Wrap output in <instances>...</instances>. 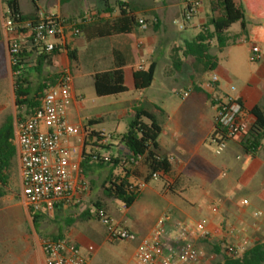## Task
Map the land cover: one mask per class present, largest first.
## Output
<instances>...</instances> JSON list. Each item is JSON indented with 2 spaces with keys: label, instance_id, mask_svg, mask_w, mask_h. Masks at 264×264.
Here are the masks:
<instances>
[{
  "label": "crops",
  "instance_id": "crops-1",
  "mask_svg": "<svg viewBox=\"0 0 264 264\" xmlns=\"http://www.w3.org/2000/svg\"><path fill=\"white\" fill-rule=\"evenodd\" d=\"M70 1L72 0L63 3V0H46V2H56L59 12L49 14L45 11V13L67 20L77 19L86 13L83 11L72 14L64 11L63 8L68 6ZM201 1L202 6L191 21L198 19L200 28L205 25L211 14L210 0ZM104 2V8L96 9L97 14L94 22L84 27L99 28L111 25L115 21V28L118 29V32L115 35L96 37L91 31L87 33L83 29V34L70 40L68 44L69 50L76 53V60L72 61L67 53L58 52L54 55L51 64V67L57 70L70 68L72 71L74 98L67 108L66 115L72 124L79 125L82 129H85L91 120L102 119L103 123L106 116H110V114H103L107 111L103 112L100 110L101 108L95 107L97 111L93 116L83 117L86 106L82 98L76 96L77 68H74L71 63L78 66L82 62V56L90 52L89 58L93 66L106 65V70L101 72L120 67L124 72L125 85L127 78L131 80L132 90L136 92L137 97L123 99L118 103L119 106L115 109L114 117L116 120L121 117L118 115L121 112L132 113L134 116L135 107H142L144 104L143 96L152 85L145 90H136L133 75L137 72V65L141 63L145 64L146 71L152 64H155L157 69L156 54L161 48V44L152 37L149 38L148 46L144 50L142 45L139 46L137 31L144 26L139 25L138 21L145 20V18L137 17L133 3L117 1L115 10L110 11L106 9L108 4L105 0ZM118 2L129 5L125 9L126 16L123 15ZM234 2L242 6L246 12L247 30L244 34L239 30L232 35L230 32L229 34L233 37L245 36L253 45L259 46L263 53V60L260 62L263 64L261 68L264 69V0H234ZM37 3L39 11L42 12L43 8L39 6L40 0ZM206 4L209 13L204 11ZM181 5H183L182 2H179L171 5L170 8L175 10L178 16H182L185 7L179 12ZM167 7V4L153 5L145 7L142 12L145 15L152 14L160 23L158 12L163 16ZM33 11L34 6L32 10L22 12L31 14ZM129 14L134 17L133 21L129 20ZM105 40H109L111 45L109 44L108 48L106 46V49H100V44ZM188 43L190 42L184 41L183 44L174 47L179 49L182 60V66L179 70L174 67V73L180 74L185 71L187 66H191L198 75L194 77L190 74L187 84H181L188 86L182 96L185 103L170 111L157 106L150 111L144 107L156 116L162 128L158 138V154L168 158L171 164L170 172L162 173L158 180H148L147 186L139 191L136 201L129 208L119 201L105 200L103 188L108 184L109 179L122 177L124 173L120 167L113 168L105 163L101 166H110L109 173L88 176L87 166L98 164L90 155L96 152L101 154L102 151L99 150L102 146L96 144L95 138L90 137L91 142L86 138L84 144H79V156L77 157L83 173L81 177L74 179V185L83 206L81 204L72 205L54 212L36 215L38 220L34 225L31 212L20 200L16 206L21 208L20 211L29 225V229L21 235L20 242L3 245L0 250V264H46L42 250V239L46 237L66 239L77 245L82 255L91 264H137L136 253L140 247L141 239L153 233L158 220L165 214L169 216V226L175 222L191 226L198 223L205 225L210 233L209 238L204 239L196 235L189 240L200 254L202 264L222 262L227 255L226 248L229 244L238 247V243L243 240L244 244H248L251 248L259 243V238L254 236L260 234L264 229V217L257 218L255 214L258 211L264 212V141L262 147L254 155H248L243 147L244 137H238L229 142L227 150L222 156L218 158L213 156L211 138L215 130L217 104L219 100L229 94L222 90L219 82L211 88L208 87L211 80L203 79L205 72L214 73L218 70V66L216 70L208 71L200 66L193 57L183 56L182 49ZM172 50L171 63L173 64ZM217 51V47L212 45V54L216 55ZM144 55L148 57L146 62H143ZM101 72L97 70L89 72L88 75L93 78V84L94 76ZM166 83L173 91H175L176 85H180L176 80L170 79H167ZM127 88V92L115 97L130 93L131 88L128 86ZM232 97L241 100L245 109L250 113L256 106L264 107V76H254L249 84ZM188 99H191L192 103L187 104ZM202 108L206 110L210 108L214 110V113L207 114ZM95 126L90 127L89 131L96 132L93 130ZM114 139L115 144L109 145L115 149V157H120L125 153L120 142L121 138L113 137ZM108 146L103 148L107 151L104 152L113 156V149L108 150ZM131 171L137 175V178H130V182L135 185L144 182L149 174L148 166L143 158H139L134 163ZM101 201L106 203L107 213L117 223L136 235L135 241L109 240L106 228L98 220L95 212V203ZM244 201H248V204H244ZM59 223L65 224V230L61 229ZM179 242L177 234L174 233L170 246L166 247L164 256L168 255L170 247L177 246Z\"/></svg>",
  "mask_w": 264,
  "mask_h": 264
},
{
  "label": "built area",
  "instance_id": "built-area-1",
  "mask_svg": "<svg viewBox=\"0 0 264 264\" xmlns=\"http://www.w3.org/2000/svg\"><path fill=\"white\" fill-rule=\"evenodd\" d=\"M185 7L181 20L174 23L179 30H185L195 14L202 6L201 0H181ZM96 14L86 12L74 20L60 16L39 13V21L33 27L35 39L46 53H69V41L83 34L82 27L94 22ZM144 25V20L138 21ZM7 35L14 31L13 23L5 19ZM27 27H32L29 22ZM11 53H17L18 45L9 47ZM263 53L259 46L252 45L250 61L260 63ZM144 63L137 65V71H144ZM55 85L45 92L40 107L31 115L16 121L14 124L15 146L20 173L21 200L33 215L54 212L57 209L79 205L81 198L75 188V177H81L83 171L77 158L79 144H84L88 134L85 129L72 124L66 111L74 98V77L70 68H62ZM219 82L217 75H212L208 87H214ZM253 116L239 100L226 96L217 104L215 130L211 138L213 156L218 158L227 150L231 140L248 135ZM217 130V131H216ZM217 132V133H215ZM102 133V132H100ZM104 140L111 139L104 133ZM102 141V142H103ZM163 172H155L151 179L158 180ZM147 182L136 185L138 190L144 189ZM248 204V201H244ZM217 211V209H214ZM96 216L106 228L111 241H135L136 235L129 229L117 223L104 209L95 208ZM257 218L264 217L263 211H258ZM169 216L163 215L157 222L153 233L141 239L136 253L137 264H202L200 254L190 243L196 235L209 238L210 233L203 223L191 226L181 222L168 225ZM176 233L179 244L170 247L168 255L164 256L173 234ZM42 250L46 264H91L85 258L80 248L66 239H42ZM246 250L236 246L226 248L227 255L240 256Z\"/></svg>",
  "mask_w": 264,
  "mask_h": 264
},
{
  "label": "trees",
  "instance_id": "trees-1",
  "mask_svg": "<svg viewBox=\"0 0 264 264\" xmlns=\"http://www.w3.org/2000/svg\"><path fill=\"white\" fill-rule=\"evenodd\" d=\"M31 1L34 11L31 14H24L19 0H2L6 8L5 19L11 20L14 27V31L8 35V45L10 48L14 44L18 45L17 53H11L15 106L20 111L18 120L33 114L40 107L41 99L45 92L48 88L55 85L59 77L58 73L47 74L44 80L36 83L33 81L34 75L29 71L32 68L36 73H41L45 66H51L54 55L58 53L56 51L46 53L42 50L40 43L36 42L33 27L39 21L40 11L38 0ZM66 1L63 0V3ZM117 4L123 15L126 16L125 9L129 5L123 2H118ZM210 5L211 14L202 27V32L182 50L184 57H193L205 70L214 71L218 66V58L211 52L212 43L216 42L219 51L230 45L237 44L239 36H231L229 30L233 25L239 24L244 34L247 30V21L244 8L237 5L234 0H210ZM129 17L130 21L134 20L131 14H129ZM29 22L32 23V27H27ZM82 29L87 33L91 31L93 36L96 37L115 35L118 32V29L115 28V21L111 25H104L99 28L93 26L89 28L82 27ZM67 49L69 50L68 46ZM179 52L177 48L172 50L173 64L177 70L182 66ZM68 54L72 61L76 60L74 51L69 50ZM155 70L156 66L152 64L147 71L135 72L133 75L135 89L145 90L149 88L154 81ZM94 90L97 97L116 96L127 92L128 88L125 85L123 70L119 67L97 73L94 76ZM239 103H242L241 100H239ZM251 114L254 118L253 124L248 135L243 138L244 151L248 155H254L262 147L264 141V107L256 106L251 110ZM101 123L102 119L91 120L85 127L88 136L95 138L97 143H101L104 140L103 134L91 132L89 128ZM161 132L162 128L156 116L144 107L138 106L134 109V116L128 130L120 139L125 153L120 157L110 156L109 160L104 159L98 152L90 155L100 165L107 163L113 168L120 167L123 170L124 176L109 179L108 184L103 188L105 200L119 201L126 208L134 204L139 190L134 183L130 182L131 177L137 178V175L132 173L131 168L139 158L144 159L149 169V174L145 178L146 182L151 180V175L155 172H163L165 174L170 172V161L167 157L158 154V138ZM111 139L113 140V136H111ZM14 141V120L9 117L0 127V185L5 188L9 184L10 170L17 158V149ZM110 146L107 148H110ZM101 148L106 147L102 146ZM4 195L5 192L0 191V197ZM94 206L107 212L105 202H97ZM32 218L34 225H36L38 216L32 214ZM212 264H264V244L256 243L240 256L231 257L226 255L222 262Z\"/></svg>",
  "mask_w": 264,
  "mask_h": 264
},
{
  "label": "rangeland",
  "instance_id": "rangeland-1",
  "mask_svg": "<svg viewBox=\"0 0 264 264\" xmlns=\"http://www.w3.org/2000/svg\"><path fill=\"white\" fill-rule=\"evenodd\" d=\"M117 1H127L133 3L135 10L137 12L138 18H145L144 27L137 31L138 38L137 42L142 45V49L148 46L149 38L152 37L161 44V48L156 54L157 59V69L155 72L154 81L152 87L146 91L143 96L144 104L142 107L148 110H153V107L157 106L164 110H172L178 105H182L185 102L182 96L185 93L188 86L181 85L189 79V75H194L197 77V73L192 70L193 67L187 66L185 71L180 74L174 73V64L171 63V50L178 45L185 42H191L195 37H197L201 32L202 28L199 27V20L190 22L188 29L179 30L178 26L174 23L176 20H181L182 16H178L176 11L170 8L171 5L178 4L181 0H106L108 4L107 10L114 11L116 8ZM22 11L27 12L33 9L31 0H19ZM167 4L168 7L164 12L163 16L161 13L159 15L160 23L158 22L152 14L145 15L142 10L149 6H163ZM39 6L44 14L45 11L49 14H57L59 12V6L56 2H46V0H40ZM104 8V0H72L68 2V6L64 7V11L69 13L77 12H90L96 13L97 8ZM184 10V5L179 6V12ZM5 11L6 8L3 5L2 0H0V127L6 121L7 118L12 117L14 124L18 121V115L20 111L17 110L15 106V95H14V82L11 72V55L8 45V35L5 31ZM204 11L209 13L208 5L204 6ZM241 31L239 24H235L231 27L229 32L234 34L235 32ZM111 45L109 40H105L100 44V49H106ZM217 47L216 42L212 44ZM253 43L247 39L245 36H239L238 43L235 45H230L222 51H217L215 54L218 58V70L214 73L205 72L203 74V79L210 81L212 75H217L219 78V83L221 84L222 90L229 94L227 96H235L240 89L245 85L249 84L254 76H264V69H262V63H253L250 61L251 57V47ZM90 52L82 56V62L77 66L72 64L76 69L77 78L76 83V96L82 98L84 105L86 106V111L83 113V117H90L97 111L95 107L101 108L100 110L107 113L103 123L96 125L93 130L96 132H102L107 137L113 136L114 138H121V136L128 130L129 124L133 119V114L128 112H121L119 119L115 120V109L118 108V103L123 99H130L137 97L136 92L132 90V82L127 78L126 85L131 88L130 93L122 95L120 97L109 96V97H97L94 90L93 78L89 77V72L93 70L104 71L106 70V65L99 64L93 66L89 58ZM148 57L143 56V62H146ZM30 69V68H28ZM61 70V69H60ZM57 70L51 66H45L41 73H36L32 68L29 70L33 75V81L36 83L41 82L45 79L47 74L59 73ZM202 74V73H201ZM176 80L178 84L176 85L175 91L167 86L166 80ZM187 104L192 103L191 99L186 101ZM207 114H213L214 110L204 109ZM75 125V124H74ZM80 127L79 125H75ZM89 141L91 140L87 136ZM91 142V141H90ZM115 139H108L101 143H97L101 146H108L109 144H115ZM104 159L109 160L111 155H108L105 149L100 148ZM113 149V157H115V149ZM106 151V152H104ZM111 166V165H110ZM102 167L101 165L87 166V175L97 176L98 174H107L111 167ZM0 191H4L5 195L0 197V250L3 245L10 244L12 242L17 243L21 241V235L26 233L29 229V225L26 223L20 209L16 205L20 202V173L18 160L14 162L13 167L10 170V180L8 186L2 187L0 185ZM83 206V203H80ZM79 204V205H80ZM62 230H65V224L59 223ZM243 237V236H242ZM254 237L259 238V243L264 244V229H262L260 234ZM229 246H233L229 244ZM242 250L249 249L248 244H244L243 240L237 245ZM228 247V245H227ZM210 252V250H209Z\"/></svg>",
  "mask_w": 264,
  "mask_h": 264
}]
</instances>
